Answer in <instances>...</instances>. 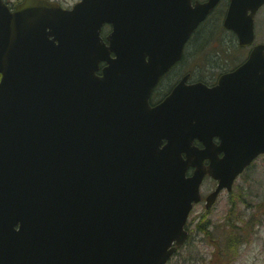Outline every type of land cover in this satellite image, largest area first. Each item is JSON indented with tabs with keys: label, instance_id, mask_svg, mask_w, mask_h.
I'll use <instances>...</instances> for the list:
<instances>
[{
	"label": "water",
	"instance_id": "95a60500",
	"mask_svg": "<svg viewBox=\"0 0 264 264\" xmlns=\"http://www.w3.org/2000/svg\"><path fill=\"white\" fill-rule=\"evenodd\" d=\"M217 1L83 0L85 12H67L25 0L10 12L0 0V264H165L187 238L203 176L218 180L208 209L264 151V125L258 148L245 126L231 134L232 73L212 88L182 80L147 103ZM263 1L231 0L224 25L241 45L252 40L246 11Z\"/></svg>",
	"mask_w": 264,
	"mask_h": 264
},
{
	"label": "rangeland",
	"instance_id": "374dc122",
	"mask_svg": "<svg viewBox=\"0 0 264 264\" xmlns=\"http://www.w3.org/2000/svg\"><path fill=\"white\" fill-rule=\"evenodd\" d=\"M58 1L71 4L75 0ZM222 5L203 25L206 30L204 27L196 41L190 40L185 47L182 65L191 72L190 80L211 84L218 73L233 68L245 57L246 51L220 27L225 10ZM208 38L205 48L197 53ZM179 76V68L172 70L154 95L165 92ZM215 184L206 177L201 185L202 195ZM186 227L189 239L167 264H264V156L256 158L234 181L231 192L223 190L209 211H205L204 202L196 204Z\"/></svg>",
	"mask_w": 264,
	"mask_h": 264
},
{
	"label": "flooded vegetation",
	"instance_id": "af4514ba",
	"mask_svg": "<svg viewBox=\"0 0 264 264\" xmlns=\"http://www.w3.org/2000/svg\"><path fill=\"white\" fill-rule=\"evenodd\" d=\"M73 4H71L70 6H72ZM260 12H261V10L257 11L255 16H254L255 38H254L253 44L251 46L247 47L246 49L244 48V51H246L245 52V59L249 55V53H250L251 49L254 47V45L264 44V12L261 13V14H260ZM257 31H259L260 38L258 36V32ZM256 35L258 37H256ZM261 37H263V38H261ZM175 68H177V65L175 66ZM158 97L160 98L161 95H158ZM152 103H153V101H152Z\"/></svg>",
	"mask_w": 264,
	"mask_h": 264
},
{
	"label": "trees",
	"instance_id": "16d2710c",
	"mask_svg": "<svg viewBox=\"0 0 264 264\" xmlns=\"http://www.w3.org/2000/svg\"><path fill=\"white\" fill-rule=\"evenodd\" d=\"M209 42V41H208Z\"/></svg>",
	"mask_w": 264,
	"mask_h": 264
}]
</instances>
